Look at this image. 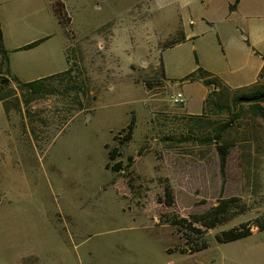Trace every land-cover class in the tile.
Wrapping results in <instances>:
<instances>
[{
	"label": "rangeland",
	"instance_id": "rangeland-1",
	"mask_svg": "<svg viewBox=\"0 0 264 264\" xmlns=\"http://www.w3.org/2000/svg\"><path fill=\"white\" fill-rule=\"evenodd\" d=\"M233 2L53 1L72 71L29 102L0 75V264H264V231L222 237L264 220V118L232 104L246 86L225 92L229 112L199 119L170 100L181 92L201 113L206 85L181 81L198 67L253 80L264 0H240L236 13ZM41 13L52 32L50 6ZM181 21L196 37L165 47Z\"/></svg>",
	"mask_w": 264,
	"mask_h": 264
},
{
	"label": "crops",
	"instance_id": "crops-1",
	"mask_svg": "<svg viewBox=\"0 0 264 264\" xmlns=\"http://www.w3.org/2000/svg\"><path fill=\"white\" fill-rule=\"evenodd\" d=\"M26 1L30 6L22 7V9L19 10L18 8H16L17 6L16 0H0V23L3 34V43L5 48L10 51L8 56L9 59L8 74L6 73L4 74V76L9 78L10 80L12 77H16L20 81H31L64 71L68 67L67 56L65 53L66 42H64L63 44L61 40L59 38L57 39L56 37L58 32L61 38L63 27L59 22L57 13L55 12L54 4H53L54 0H26ZM47 4L51 8L53 18L55 19L56 24H58V26L55 25V27H53L52 32L43 33L40 31V29L42 28V24L46 22V15L45 13H41V12L42 9H44ZM239 8H240V4H237L236 8L232 10V13H236L239 10ZM20 15H27V18L32 22V24L24 25ZM49 21L51 23L52 21L51 17H49ZM189 22L191 25H194V21L192 19H190ZM178 28L181 32V35L184 37V41L180 43L193 40L196 37L193 30L191 29L192 27L189 26L185 27L183 21H181V23L179 22L172 31L168 32V35L169 33L170 34L173 33ZM244 29L250 30L252 29V27L250 28L249 25L246 23ZM256 31L258 32L260 38L259 40L253 41L251 45L258 46L259 45L258 43H262L263 45L257 47L260 48L264 46V21H260L256 25ZM240 32H242L241 29ZM27 34L30 35L29 38L26 37ZM15 38H17V40H14ZM39 39H43V40L37 45L28 49H19L21 46ZM180 43L176 45H179ZM256 52H257L256 54L260 56L262 60V56L264 55L260 54L258 51ZM63 54L66 59V67L63 70H60L59 68H61L62 65L61 58ZM17 56H20V60L17 59ZM262 67H263V60L258 64L257 68L255 69L252 76L253 80L250 83L243 85L242 84L234 85L227 82V80L223 82L230 88H238L248 84H252L256 82ZM165 78L168 81L174 80L173 78H170L166 75ZM208 91H209V87H207L206 94ZM183 109L186 111V113L197 114V113L189 112L184 102H183ZM263 231L264 229L260 231L259 230L257 231L255 229L250 235L246 237L252 236L254 233L263 232Z\"/></svg>",
	"mask_w": 264,
	"mask_h": 264
},
{
	"label": "trees",
	"instance_id": "trees-1",
	"mask_svg": "<svg viewBox=\"0 0 264 264\" xmlns=\"http://www.w3.org/2000/svg\"><path fill=\"white\" fill-rule=\"evenodd\" d=\"M239 0H234L232 4L229 5V10L232 11L236 8V5L238 4ZM58 16L60 14H63V9L59 8L57 9ZM43 39H39L33 42H30L28 44H25L21 46L19 49H28L31 48L38 43H40ZM184 41V37L181 35V37L178 40L172 41L170 44H168L165 47H171L174 46L180 42ZM245 42L249 45V42L247 39H245ZM257 53V52H256ZM196 62L197 58L195 57ZM263 60V67L261 68L258 77L262 78L264 75V56H262ZM68 61V58H67ZM8 54L6 49L3 45V34H2V28L0 23V75L4 76L6 72L8 71ZM72 71V68L68 65L67 69L64 71L58 72L56 74H52L49 76L41 77L39 79L31 80V81H20L16 77H12L11 80L15 81L17 84V88L22 93L23 97H26L27 102L41 97V85L43 81L48 80L49 78H52L56 75H67ZM163 72V71H162ZM3 79V78H2ZM4 81H9L10 79H3ZM202 81L204 85L209 87V91L207 92L203 104H202V110L200 114L196 115H190L191 118L199 119L202 115L206 113V111L210 108L216 109L220 112H229V107L226 105L225 102H222V97L224 96L226 91H229L230 87L227 86L217 75L203 69L202 67H198L195 71L191 72L190 74L186 75L185 77L181 78V81ZM246 88L241 93H235L233 96L232 104L238 105L242 103L249 104L251 106L252 112L256 115H260L264 118V87L261 86V84L256 81L252 84L245 85ZM239 88V87H238ZM0 101L2 102L3 108L5 112H8V105L5 102V95L0 93ZM223 130H215V134L221 135V132ZM222 136V135H221ZM220 158H221V172L224 173L225 169V156L222 154V151L219 150ZM258 225H256V230L260 231L264 229V220H259ZM177 224V223H176ZM179 225V224H178ZM253 232V230L249 228H244V226H241L240 228L236 227L233 229H229L227 231H224L222 234L224 237L223 241H232L236 239H240L243 237H246L250 235Z\"/></svg>",
	"mask_w": 264,
	"mask_h": 264
},
{
	"label": "built area",
	"instance_id": "built-area-1",
	"mask_svg": "<svg viewBox=\"0 0 264 264\" xmlns=\"http://www.w3.org/2000/svg\"><path fill=\"white\" fill-rule=\"evenodd\" d=\"M170 100H171L173 105H176V104L181 103V102L183 103L184 97H183V94L181 92H176V93L171 95Z\"/></svg>",
	"mask_w": 264,
	"mask_h": 264
}]
</instances>
